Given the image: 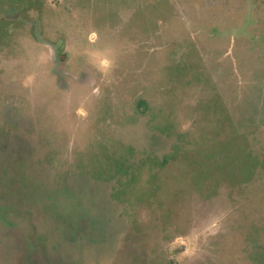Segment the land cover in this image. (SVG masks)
<instances>
[{
    "label": "rangeland",
    "instance_id": "1",
    "mask_svg": "<svg viewBox=\"0 0 264 264\" xmlns=\"http://www.w3.org/2000/svg\"><path fill=\"white\" fill-rule=\"evenodd\" d=\"M243 136L264 0H0V264H264Z\"/></svg>",
    "mask_w": 264,
    "mask_h": 264
},
{
    "label": "trees",
    "instance_id": "2",
    "mask_svg": "<svg viewBox=\"0 0 264 264\" xmlns=\"http://www.w3.org/2000/svg\"><path fill=\"white\" fill-rule=\"evenodd\" d=\"M234 144L236 146H239L238 147L239 152L241 153L242 156L244 155V157H249L250 155H254L256 159L260 161L264 158L263 151H261L260 149H255V150L251 149L247 141V138L245 136L238 138V140Z\"/></svg>",
    "mask_w": 264,
    "mask_h": 264
}]
</instances>
